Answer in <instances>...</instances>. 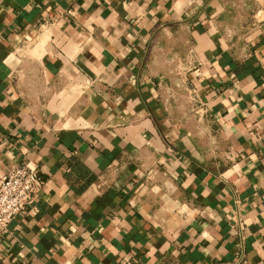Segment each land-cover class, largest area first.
I'll list each match as a JSON object with an SVG mask.
<instances>
[{"label":"crops","instance_id":"crops-1","mask_svg":"<svg viewBox=\"0 0 264 264\" xmlns=\"http://www.w3.org/2000/svg\"><path fill=\"white\" fill-rule=\"evenodd\" d=\"M23 161L0 264H264V0H0Z\"/></svg>","mask_w":264,"mask_h":264},{"label":"built area","instance_id":"built-area-1","mask_svg":"<svg viewBox=\"0 0 264 264\" xmlns=\"http://www.w3.org/2000/svg\"><path fill=\"white\" fill-rule=\"evenodd\" d=\"M42 185L37 168L25 161L0 177V235L34 200Z\"/></svg>","mask_w":264,"mask_h":264}]
</instances>
